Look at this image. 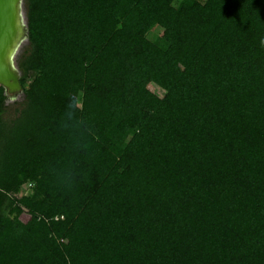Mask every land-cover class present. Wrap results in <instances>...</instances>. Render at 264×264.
Here are the masks:
<instances>
[{"label":"trees","instance_id":"obj_1","mask_svg":"<svg viewBox=\"0 0 264 264\" xmlns=\"http://www.w3.org/2000/svg\"><path fill=\"white\" fill-rule=\"evenodd\" d=\"M23 6L0 264H264V0Z\"/></svg>","mask_w":264,"mask_h":264},{"label":"water","instance_id":"obj_2","mask_svg":"<svg viewBox=\"0 0 264 264\" xmlns=\"http://www.w3.org/2000/svg\"><path fill=\"white\" fill-rule=\"evenodd\" d=\"M27 39L23 0H0V87L5 103L23 96L17 57Z\"/></svg>","mask_w":264,"mask_h":264},{"label":"rangeland","instance_id":"obj_3","mask_svg":"<svg viewBox=\"0 0 264 264\" xmlns=\"http://www.w3.org/2000/svg\"><path fill=\"white\" fill-rule=\"evenodd\" d=\"M153 33H154V31H153ZM147 87L153 92V93H155V94H157L158 96H161L162 94H163V91L160 89V88H158L156 85H154V84H152V83H148V85H147ZM14 102V101H13ZM12 103V102H11ZM11 103H8L7 104V106H6V111L3 113V115L5 116V117H7V116H12L13 115V109H12V104ZM8 118H10V117H8Z\"/></svg>","mask_w":264,"mask_h":264}]
</instances>
